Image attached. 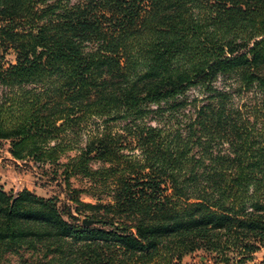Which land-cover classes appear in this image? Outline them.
Listing matches in <instances>:
<instances>
[{
	"label": "trees",
	"instance_id": "obj_1",
	"mask_svg": "<svg viewBox=\"0 0 264 264\" xmlns=\"http://www.w3.org/2000/svg\"><path fill=\"white\" fill-rule=\"evenodd\" d=\"M192 89L204 104L173 120ZM239 89L264 95V0H0V140L17 161L54 164L87 133L66 177L113 187V203L85 206L96 227L0 185V264H183L200 251L256 264L264 101L243 112ZM113 123L139 151L124 162Z\"/></svg>",
	"mask_w": 264,
	"mask_h": 264
},
{
	"label": "rangeland",
	"instance_id": "obj_2",
	"mask_svg": "<svg viewBox=\"0 0 264 264\" xmlns=\"http://www.w3.org/2000/svg\"><path fill=\"white\" fill-rule=\"evenodd\" d=\"M78 0H72L77 2ZM6 63H15V55L12 51H8L6 54ZM236 82L232 79L220 78L215 87L219 90L234 91ZM189 105L183 109L180 115H175L173 120H182L183 115H193L196 106H201L206 100V94L199 89H192L188 94ZM194 100H198L196 106ZM264 101V95L256 91L240 90L234 96V102L237 107L243 112H249L250 107L254 105H262ZM192 105H190V103ZM153 127L160 126L161 120L159 118L148 121ZM108 130L112 137L116 135L121 136L120 144L115 149L117 156L115 158H121L122 162L128 160V156L132 154H138V150L131 151L127 134L125 132V123H113ZM87 133H83L80 136H69L66 139L67 146L73 148V150H67L61 155L57 163L54 164H41L36 160L27 159L25 161L15 160L11 153L10 141L0 140V185L9 194H15L23 190H29L42 198H55L57 200L58 208L61 211L65 220L69 223L83 225L85 217L83 215H90L89 209L86 205H107L113 203V187L112 185L101 186L98 182H94L89 178L75 174L68 178L66 177L65 165L71 158L79 155V149L85 145V138ZM65 137V136H64ZM63 137V138H64ZM126 137V139H125ZM124 142H123V140ZM115 159V160H117ZM118 161V160H117ZM115 161V162H117ZM40 163V164H39ZM110 167V164H100L98 161H93L90 166L92 170H98L102 166ZM81 210V214L76 211ZM99 227L98 225H94ZM256 264H264V253L259 254ZM13 264H18L17 258H12ZM183 264H214L208 254L203 251L197 252L194 255L188 256L184 259Z\"/></svg>",
	"mask_w": 264,
	"mask_h": 264
},
{
	"label": "water",
	"instance_id": "obj_3",
	"mask_svg": "<svg viewBox=\"0 0 264 264\" xmlns=\"http://www.w3.org/2000/svg\"><path fill=\"white\" fill-rule=\"evenodd\" d=\"M95 223L93 221H89L87 219L83 220V225L84 226H91L94 225Z\"/></svg>",
	"mask_w": 264,
	"mask_h": 264
},
{
	"label": "crops",
	"instance_id": "obj_4",
	"mask_svg": "<svg viewBox=\"0 0 264 264\" xmlns=\"http://www.w3.org/2000/svg\"><path fill=\"white\" fill-rule=\"evenodd\" d=\"M264 252H262L261 254H263Z\"/></svg>",
	"mask_w": 264,
	"mask_h": 264
}]
</instances>
